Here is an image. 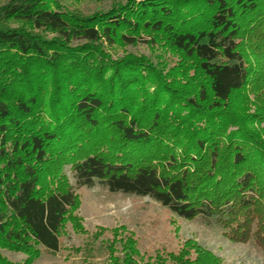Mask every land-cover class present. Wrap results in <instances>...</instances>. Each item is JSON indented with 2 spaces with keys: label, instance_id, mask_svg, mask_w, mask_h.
Instances as JSON below:
<instances>
[{
  "label": "trees",
  "instance_id": "1",
  "mask_svg": "<svg viewBox=\"0 0 264 264\" xmlns=\"http://www.w3.org/2000/svg\"><path fill=\"white\" fill-rule=\"evenodd\" d=\"M159 35L182 55L168 72L187 92L149 60L104 51ZM249 92L251 112L233 105ZM65 169L76 187L149 196L264 252V0H127L89 15L58 0L0 7V249L24 255L0 264L60 250L79 203ZM138 246L132 235L105 245L113 264H225L189 241L148 256Z\"/></svg>",
  "mask_w": 264,
  "mask_h": 264
},
{
  "label": "rangeland",
  "instance_id": "2",
  "mask_svg": "<svg viewBox=\"0 0 264 264\" xmlns=\"http://www.w3.org/2000/svg\"><path fill=\"white\" fill-rule=\"evenodd\" d=\"M11 0H0V7ZM71 12L89 15L108 11L117 4L127 0H58ZM11 27L24 26L20 22L8 21ZM33 31V30H32ZM34 33H40L34 30ZM42 37L52 39L57 37L54 32L44 31ZM152 43L143 41L135 45L115 43L104 45L105 53L116 61L127 57L149 60L162 69V75L171 80V85L184 88L187 92L189 84L185 77L168 72V68L180 61L182 55L164 46L162 37ZM146 39H149L146 37ZM72 41L71 46L81 44ZM160 63V64H159ZM152 87H150L151 90ZM255 94H240L233 101L247 106L251 112ZM67 182L79 196V203L72 211L71 217L64 223L60 236V250L49 252L42 250L41 255L31 264H113L109 250L105 245L117 235H132L138 242L141 252L153 255L155 250L165 249L176 251L184 241L196 243L201 248L211 252L225 264H264V252L252 242L229 240L212 220L195 218L187 220L173 214L149 196H138L122 192H111L104 185L95 182L92 187H76L72 173L65 169ZM0 254L10 262L20 263L24 255L19 252L0 249ZM121 257L123 253L114 252ZM133 257V256H132Z\"/></svg>",
  "mask_w": 264,
  "mask_h": 264
}]
</instances>
